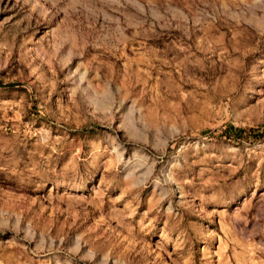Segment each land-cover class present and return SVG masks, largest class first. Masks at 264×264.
Wrapping results in <instances>:
<instances>
[{"label":"rangeland","instance_id":"374dc122","mask_svg":"<svg viewBox=\"0 0 264 264\" xmlns=\"http://www.w3.org/2000/svg\"><path fill=\"white\" fill-rule=\"evenodd\" d=\"M0 264H264V0H0Z\"/></svg>","mask_w":264,"mask_h":264},{"label":"trees","instance_id":"16d2710c","mask_svg":"<svg viewBox=\"0 0 264 264\" xmlns=\"http://www.w3.org/2000/svg\"><path fill=\"white\" fill-rule=\"evenodd\" d=\"M13 86H16V83H1L0 82V87L2 88H11ZM224 135L227 138H231L234 140H239V139H256V140H264V126L260 127H234L232 125H228L224 129Z\"/></svg>","mask_w":264,"mask_h":264}]
</instances>
